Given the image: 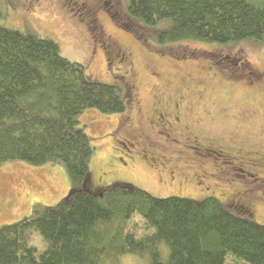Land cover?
I'll use <instances>...</instances> for the list:
<instances>
[{"label":"rangeland","instance_id":"1","mask_svg":"<svg viewBox=\"0 0 264 264\" xmlns=\"http://www.w3.org/2000/svg\"><path fill=\"white\" fill-rule=\"evenodd\" d=\"M84 5L96 9L110 47L122 56L95 42ZM0 11V24L55 39L93 80L123 91L124 113L89 108L78 117L95 148L83 190L102 194L115 185L160 198L215 196L264 225V161H251L264 156V41L160 45L159 26L128 14V0H0ZM72 192L60 164H0V227ZM129 229L147 233L140 216ZM32 243L46 247L39 233ZM121 264L149 261L126 254Z\"/></svg>","mask_w":264,"mask_h":264},{"label":"trees","instance_id":"2","mask_svg":"<svg viewBox=\"0 0 264 264\" xmlns=\"http://www.w3.org/2000/svg\"><path fill=\"white\" fill-rule=\"evenodd\" d=\"M128 14L159 26L160 45L264 41V0H128ZM89 108L120 114L128 104L120 87L93 80L55 39L0 24V164H60L73 186L58 205H36V214L0 227V264H121L126 254L149 264H264V225L215 196L83 190L95 148L78 117ZM135 216L146 234L129 229Z\"/></svg>","mask_w":264,"mask_h":264},{"label":"flooded vegetation","instance_id":"3","mask_svg":"<svg viewBox=\"0 0 264 264\" xmlns=\"http://www.w3.org/2000/svg\"><path fill=\"white\" fill-rule=\"evenodd\" d=\"M80 9L81 10L84 9L85 13L86 12L88 13V14L86 13L87 14V18H89L88 25L92 28V30L94 32V39L96 40L95 42H97V43L99 42L101 47H102V49L105 52H107V53L115 52V53H118L120 56H122L123 55L122 52H120L118 50H114V49H112L110 47V46H112V44L109 45V42L111 41L110 37L106 34L103 26L98 22L97 17L95 15L96 9L91 7V6L87 7L85 5L82 8H80ZM84 11H83V13H84ZM93 27L96 29V33H95ZM134 87H136V85H134ZM206 151L209 153L208 155H211L212 153H216V149H207ZM220 151H221V153H223L222 150H220ZM259 160H263L264 161V156L260 157V158L253 159L251 161L259 162ZM247 168L248 169H253V167H251V166H247ZM262 182H263V185H264V179H263Z\"/></svg>","mask_w":264,"mask_h":264}]
</instances>
